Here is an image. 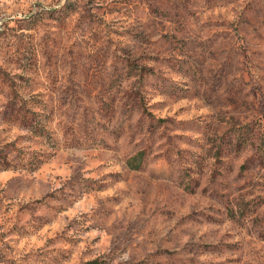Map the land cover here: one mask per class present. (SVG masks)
<instances>
[{
	"label": "rangeland",
	"instance_id": "obj_1",
	"mask_svg": "<svg viewBox=\"0 0 264 264\" xmlns=\"http://www.w3.org/2000/svg\"><path fill=\"white\" fill-rule=\"evenodd\" d=\"M0 264H264V0H0Z\"/></svg>",
	"mask_w": 264,
	"mask_h": 264
}]
</instances>
